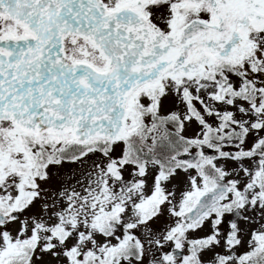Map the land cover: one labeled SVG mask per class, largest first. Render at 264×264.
I'll list each match as a JSON object with an SVG mask.
<instances>
[{
	"label": "snow or ice",
	"instance_id": "snow-or-ice-1",
	"mask_svg": "<svg viewBox=\"0 0 264 264\" xmlns=\"http://www.w3.org/2000/svg\"><path fill=\"white\" fill-rule=\"evenodd\" d=\"M0 264H264V0H0Z\"/></svg>",
	"mask_w": 264,
	"mask_h": 264
}]
</instances>
